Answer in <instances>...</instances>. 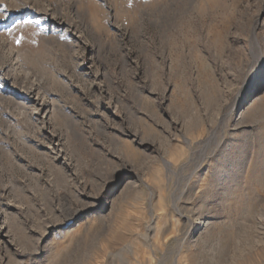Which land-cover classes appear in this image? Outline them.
Wrapping results in <instances>:
<instances>
[{"label":"rangeland","instance_id":"rangeland-1","mask_svg":"<svg viewBox=\"0 0 264 264\" xmlns=\"http://www.w3.org/2000/svg\"><path fill=\"white\" fill-rule=\"evenodd\" d=\"M0 264H264V0H0Z\"/></svg>","mask_w":264,"mask_h":264},{"label":"bare ground","instance_id":"bare-ground-1","mask_svg":"<svg viewBox=\"0 0 264 264\" xmlns=\"http://www.w3.org/2000/svg\"><path fill=\"white\" fill-rule=\"evenodd\" d=\"M201 222H202V224H200V226H197V225H194V226H191L192 228H193V230H192V232H195V233H197V232H199L200 230H202V229H204L205 228V226H206V221H205V219H201ZM202 225H203V227H202ZM202 227V228H201ZM191 233V232H190Z\"/></svg>","mask_w":264,"mask_h":264}]
</instances>
